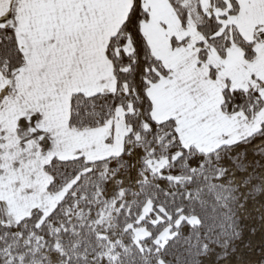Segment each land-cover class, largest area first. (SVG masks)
<instances>
[{
  "label": "snow or ice",
  "instance_id": "snow-or-ice-1",
  "mask_svg": "<svg viewBox=\"0 0 264 264\" xmlns=\"http://www.w3.org/2000/svg\"><path fill=\"white\" fill-rule=\"evenodd\" d=\"M0 264H264V0H0Z\"/></svg>",
  "mask_w": 264,
  "mask_h": 264
}]
</instances>
